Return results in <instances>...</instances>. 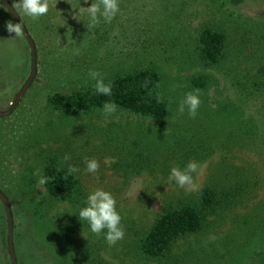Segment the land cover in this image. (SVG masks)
<instances>
[{"label": "rangeland", "instance_id": "rangeland-1", "mask_svg": "<svg viewBox=\"0 0 264 264\" xmlns=\"http://www.w3.org/2000/svg\"><path fill=\"white\" fill-rule=\"evenodd\" d=\"M171 1L135 0L125 9L121 8L111 23L101 20L93 27L87 12L77 7L79 0H50L49 12L35 21L16 6L18 0H9L25 27L37 33L43 47L47 45L45 52H40L42 63L39 66L36 62V75L16 110L0 118V191L8 199L13 214L18 264H62L68 263L67 260H93L92 264H171L167 260L144 263L134 259L137 238L166 204L180 200L194 203L205 188L227 175L224 171L233 172V165H241L242 171H253L260 179L258 187L262 188L249 201L242 202V206L237 204L232 210H223L209 218L198 234L179 240L168 260L177 264H254L258 256L255 254L262 249L260 253L264 254V226L257 230L253 221L257 214L264 217V140L253 141V153H247L250 151L245 147L249 141L244 134L238 135L243 131L237 129L240 121L215 109L221 99L217 95L224 97L226 92H215L213 87L206 93L207 103L213 106L209 113L204 114L201 105L195 118H190L187 110L179 113L180 101L191 91L188 79L202 71L193 60L188 36V32L194 34L200 21H191L187 31L186 22L163 18L162 12L172 5ZM90 3L91 0L87 4L82 0L81 6L88 7ZM224 3L247 23L244 32L250 41L243 45L252 42L253 50L260 51L258 56H261L264 42L259 50L256 44L260 43L257 35L264 36V0L248 1L237 8L229 5V0ZM6 11L0 2V112L8 110L31 71L29 45L20 32L8 31L6 24L12 19ZM209 14L217 24L227 26L220 12L210 9ZM96 30L106 37L98 46ZM143 30H150L152 35L158 33L163 49L153 44V55L149 57L147 48V54L138 60L145 66L153 63L162 72L164 91L173 107L167 121L142 122L120 112L109 117L102 113L63 116L50 110L47 105L50 92H66L78 82H95L89 79L90 70H98L104 76L110 68L119 71L117 67H123L127 49L133 50L138 42L137 34L150 33ZM229 59L220 69L203 71L214 78L213 82L218 80L220 88L224 81L219 73H227ZM243 63L251 69L252 64ZM259 66H264V60L253 57V80H264V75L260 78L257 75ZM233 138H242V141L236 142ZM242 142L243 147L239 145ZM135 144L141 156L150 155L154 174L145 169L128 168ZM221 145L228 153L219 148ZM235 145L239 148L235 149ZM55 152L64 165L80 168L82 193L74 202L51 200L39 184L41 168ZM85 158L100 162L98 172L85 171ZM189 161L200 165L198 172L192 173L194 188H180L168 180L169 172L172 167L183 168ZM245 161H252L253 166ZM250 185L253 188V181ZM96 188H104L114 195L122 216L125 235L113 245L103 235L91 233L88 224L78 219L87 194ZM0 221V224L5 222L7 232L1 202ZM0 228L2 231L4 226L1 224ZM3 240L4 235L0 234V264H11Z\"/></svg>", "mask_w": 264, "mask_h": 264}, {"label": "trees", "instance_id": "trees-1", "mask_svg": "<svg viewBox=\"0 0 264 264\" xmlns=\"http://www.w3.org/2000/svg\"><path fill=\"white\" fill-rule=\"evenodd\" d=\"M134 1L120 0V9H125L127 5ZM248 1L253 0H229V5L237 8ZM80 2L82 4V0L77 3L78 8ZM171 2V6L164 8L165 10L162 12L163 18L169 21H177L178 19L182 24L186 22L187 31L191 21H200L197 22L194 34H189L188 32V36H190L189 43L193 60L201 67L202 71L192 74L188 79V84L191 90H201L200 105L203 108V113H209L213 108L207 103L209 88L213 87L215 92L219 93L226 92L224 97L220 94L217 95L221 99L218 102L220 104L219 107L215 109L222 111L226 115H233L240 121L237 129L243 131H240L238 135L244 134L249 141L245 147L247 151H250L247 153H253V141L264 140V102H255V100L264 101V80L260 81L258 78L253 80V57L254 59L258 57L260 61L264 60V52L261 56H258L260 51L253 50L252 42L245 46L243 45L250 41L248 39L250 37L244 32L247 23L241 19L240 15L235 16L232 11H229L225 6L224 0H174ZM210 9L220 12L222 14L220 16L224 18L227 26L217 24L209 14ZM6 14L13 22L12 16L7 11ZM135 25L134 28H137L136 23ZM26 30L28 34L29 31L33 32L29 36L35 43L36 62L40 66L42 63L40 52L43 54L47 45L43 47L42 44L44 43L41 39L38 40L37 33L32 28L26 27ZM60 30L61 27L58 26V32ZM146 31L150 33L137 34L138 42L134 45V49L138 50V52L134 49H127L126 61L122 64L123 67L127 68L117 67L119 70L117 72L110 68L107 76L102 75L105 83L111 82L112 84L111 96L94 94L92 85L95 82L84 84L78 82V84H72L73 88L66 92H50L47 96V105L50 110L63 116L86 117L94 113H102V105L105 102H113L119 106L115 113H126L142 122L150 120L163 123L167 121L173 107L170 105L164 91L165 81L162 72L153 63L145 66L147 64L141 65L138 60L140 56L147 54V48H149V57L153 55L154 52L151 53L153 44H157L155 46L162 49L158 33L152 35L150 30H143V32ZM234 33H236V36ZM94 34L97 35L95 41L97 46L106 41V37L103 34L99 35L97 30L94 31ZM257 37L260 42L256 44L257 50H259L260 44L264 42V36L262 34L261 36L257 35ZM238 38H241L240 43H238ZM26 49H28L27 45ZM230 54L231 58L229 59ZM227 59H229L227 73H219L224 81V84L221 85L222 88H220V85L217 86L218 80L213 82L214 78H209L203 71L220 69L224 66ZM244 61L252 64L251 69L248 68V65H244ZM115 62V66H118V61ZM108 63L110 65L112 61H108ZM28 67H30V64ZM259 67L256 68L258 71L257 75L260 78L264 75V66ZM234 140L239 142L242 141V138ZM135 143L138 144L136 141ZM239 145L243 147V142L239 143ZM133 147L134 150L130 153L132 161L127 164L128 168H133L134 171L145 169L149 174H154L150 155H144V158L136 151L138 146L135 144ZM219 148L228 153L223 145L219 146ZM226 148L228 147L226 146ZM236 148H239V146L235 145ZM230 150V152L234 151L233 149ZM56 155L57 153L55 152L53 157L47 158L46 163L41 168V176L48 178L47 182L43 184V188L48 198L55 202H74L82 193L79 176L78 174L67 175V165H64L61 157ZM245 164L253 166L252 161H245ZM232 168L233 172L230 170L224 171L227 175L221 178L220 182L205 188L194 203L190 204L180 200L173 204H166L150 226L137 238L133 250L134 259L144 263H162L167 260L171 261V264H177L173 260L168 259L172 258L173 248L179 240L198 234L209 223V218L218 216L223 210H232L237 204L242 206V202L249 201L253 197V193L262 188L258 187L260 179L258 175L253 174V171H242L241 165H233ZM251 181H253V188L250 185ZM26 188L28 187L26 186ZM33 211L37 214V211ZM253 221L257 230L264 226V217L259 214L254 216ZM1 224L4 228L0 231V234L4 235L3 243L7 254L6 225L3 221ZM259 253L255 254L258 256L253 261L254 264H264V254ZM67 261L68 263L63 261L62 264H92L93 260Z\"/></svg>", "mask_w": 264, "mask_h": 264}, {"label": "clouds", "instance_id": "clouds-1", "mask_svg": "<svg viewBox=\"0 0 264 264\" xmlns=\"http://www.w3.org/2000/svg\"><path fill=\"white\" fill-rule=\"evenodd\" d=\"M49 3L50 0H18L15 4L22 9L26 16L35 21L49 12ZM84 3L87 4L88 0H84ZM14 9L16 10V7ZM80 9L87 12L89 23L93 27L99 24L101 20L105 23H111L121 11L120 0H91L88 7H82L80 2ZM6 27L9 32L16 34L20 32L18 23L8 21ZM88 76L91 81H95L92 85L94 94L112 95L111 82L105 83L104 77L98 70H90ZM200 96V89H193L185 93L178 105L179 113L183 114L187 110L188 116L195 118L201 104ZM118 107L116 103L105 102L101 112L105 117H109L117 111ZM64 159L67 160L68 157L65 156ZM84 164L87 173H96L100 168V162L96 158H85ZM199 167L200 165L195 161H189L183 168L172 167L168 180L180 188H186V186L194 188L192 173H197ZM79 172L78 166H67V175H77ZM47 180V177H41L39 184L43 185ZM78 219L88 224L91 233L97 236L103 235L109 245H113L124 238L125 229L122 224V216L117 208V200L110 191L104 188H96L87 194L84 206L79 208Z\"/></svg>", "mask_w": 264, "mask_h": 264}, {"label": "water", "instance_id": "water-1", "mask_svg": "<svg viewBox=\"0 0 264 264\" xmlns=\"http://www.w3.org/2000/svg\"><path fill=\"white\" fill-rule=\"evenodd\" d=\"M1 4L7 10V12L12 16L15 23H18L20 26V32L25 38L27 44L29 45L30 54H31V71L30 74L22 86V88L16 94L14 100L11 102L10 107L5 112H0V118H5L9 116L12 111L18 106L27 90L29 89L35 75H36V47L32 38L29 36L25 25L20 19L19 15L15 11L14 7L8 0H0ZM0 202L2 204L3 210L5 212L6 222H7V243H8V252L11 260V264H17L16 254L14 249V226L11 207L6 196L0 191Z\"/></svg>", "mask_w": 264, "mask_h": 264}]
</instances>
